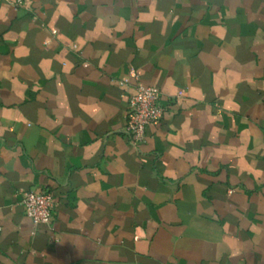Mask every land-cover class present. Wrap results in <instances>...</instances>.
I'll use <instances>...</instances> for the list:
<instances>
[{
  "label": "crops",
  "instance_id": "1",
  "mask_svg": "<svg viewBox=\"0 0 264 264\" xmlns=\"http://www.w3.org/2000/svg\"><path fill=\"white\" fill-rule=\"evenodd\" d=\"M0 264H264V0H0Z\"/></svg>",
  "mask_w": 264,
  "mask_h": 264
},
{
  "label": "built area",
  "instance_id": "2",
  "mask_svg": "<svg viewBox=\"0 0 264 264\" xmlns=\"http://www.w3.org/2000/svg\"><path fill=\"white\" fill-rule=\"evenodd\" d=\"M22 1L16 0V4H21ZM129 76L139 80V75L133 68ZM128 80V77H124L120 83L124 84ZM164 111L160 89L138 82L135 93L129 101L125 127V132L130 137L131 142L135 145L144 142L147 138V127L159 122ZM17 195L19 204L23 207L25 214L35 224H50L54 220L57 202L53 192L20 188Z\"/></svg>",
  "mask_w": 264,
  "mask_h": 264
}]
</instances>
